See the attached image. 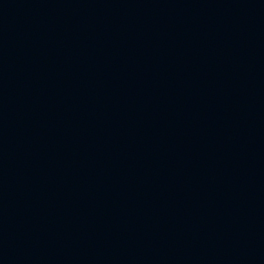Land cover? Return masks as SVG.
I'll list each match as a JSON object with an SVG mask.
<instances>
[{
	"label": "water",
	"instance_id": "1",
	"mask_svg": "<svg viewBox=\"0 0 264 264\" xmlns=\"http://www.w3.org/2000/svg\"><path fill=\"white\" fill-rule=\"evenodd\" d=\"M37 264H264V54L161 186L102 233Z\"/></svg>",
	"mask_w": 264,
	"mask_h": 264
}]
</instances>
